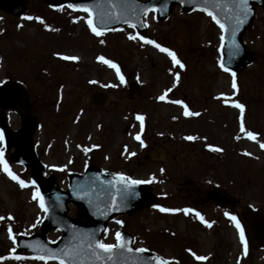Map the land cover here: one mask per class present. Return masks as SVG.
<instances>
[{"label":"rangeland","instance_id":"374dc122","mask_svg":"<svg viewBox=\"0 0 264 264\" xmlns=\"http://www.w3.org/2000/svg\"><path fill=\"white\" fill-rule=\"evenodd\" d=\"M26 17H39L43 23ZM88 19L85 12L50 8L44 0H28L22 15L0 10V82L8 78L27 86L29 108L37 120L34 144L48 176L54 175L66 189L70 174L95 164L152 181L157 202L110 222L104 243L115 244L116 233L126 231L134 236L136 246L158 252L175 264L206 263L194 260L193 243L198 245L193 247L197 253L208 257L206 264H238V229L230 217L244 210L264 216V148L260 147L264 144V11H257L252 28L244 35L256 57L236 74L235 89L232 75L220 65L223 30L205 13L175 9L163 21L154 13L146 16L148 31L143 37L173 51L183 68L167 53L140 40L131 28L97 36ZM130 35L137 38L129 39ZM64 56L78 59L65 60ZM100 56L115 63L119 75L116 68L98 60ZM133 84L138 88L130 96ZM98 91L107 95L103 108L93 106ZM162 94H166L163 101L158 99ZM237 102L245 106L242 117L233 106ZM185 105L199 115L185 116ZM4 114L11 129L19 130V116L14 111ZM137 115L145 118L142 131ZM241 122L246 131L257 134L255 140L241 131ZM187 136L196 139L187 140ZM153 141L158 148L152 152L155 161L151 164L145 148ZM208 145L223 151H212ZM162 146L170 151L167 157ZM0 150L12 173L27 183L21 188L0 165V217H4L0 220V264H57L15 253L19 234L40 232L45 208L39 198L33 199L38 190L31 182L30 168L13 161L14 149L6 148L3 141ZM165 157L163 168L159 163ZM189 179L199 187L223 189L237 200L236 209L194 204L195 196L190 194L194 188L184 189ZM161 207L181 211L173 216V212L160 211ZM193 207L204 211L211 227H195L192 214L183 212ZM69 216L78 218L80 208L70 206ZM61 235L52 230L48 238L55 242ZM218 243L225 247H217ZM254 262L264 264V251Z\"/></svg>","mask_w":264,"mask_h":264},{"label":"water","instance_id":"95a60500","mask_svg":"<svg viewBox=\"0 0 264 264\" xmlns=\"http://www.w3.org/2000/svg\"><path fill=\"white\" fill-rule=\"evenodd\" d=\"M26 1L0 0V9L21 14L25 10ZM46 2L53 7L67 5L73 10L80 11H83V7H88L95 26L102 31L129 26L139 36L146 33L145 16L151 11H155L160 20H165L177 5L186 13L194 10L204 11L203 9L207 8L224 25L221 64L231 73L243 70L253 61L254 56L247 51L242 37L252 26L255 6L264 7V0H248L250 11L242 15L236 7L238 0H210L207 4L204 0H46ZM217 3L219 7L216 6ZM145 7L148 11L144 10ZM238 17L242 23L237 22ZM27 96V89L21 83L0 84V109L15 110L20 115L22 123L19 131H12L7 120L0 114V129L5 144L9 149H15L12 156L15 162L31 168V180L35 181L47 209L45 220L40 227L41 233L18 236L16 253H29L34 260H41L37 258L41 255L45 256L44 261L60 263V260L64 259L66 264H157V259L171 264L155 253L146 250L137 252L136 249L139 248L133 247V237L129 233L121 235L120 242L125 245L124 248H116L112 253H104L97 249L99 259L92 254L89 243L102 240V235L112 219L147 208L155 201V197L148 182L125 187L118 182L120 174L94 166L87 168L83 174H71L67 190L61 189L54 176L46 178V167L39 160L33 145L36 122L27 115ZM94 98L96 106L105 104L104 94H98ZM208 195L210 200L221 205L234 202L217 189L209 191ZM70 205L80 207L84 222L68 216ZM242 218L247 223L252 239L264 247V218L257 213H243ZM52 230L63 232L62 237L55 243L47 236ZM71 250H76L79 255L75 258L61 255L62 252Z\"/></svg>","mask_w":264,"mask_h":264},{"label":"snow or ice","instance_id":"6c2138e0","mask_svg":"<svg viewBox=\"0 0 264 264\" xmlns=\"http://www.w3.org/2000/svg\"><path fill=\"white\" fill-rule=\"evenodd\" d=\"M204 2L207 4V3L210 2V0H204ZM216 6L219 7V4L217 3ZM236 7L240 10V13L242 15H246L247 12L250 11V9L248 8V0H238V3L236 5ZM144 10L145 11H148V8L145 7ZM203 10L206 11L207 14L217 24H219L221 28H224V25L220 23V21L213 14V12L208 11L207 8H205ZM83 11L89 13V19H88L87 23H88L91 31L93 33H95V35L100 36L102 34V29H99L98 27L95 26V24H94V22H93V20L91 18V10L88 7H83ZM26 19H37V20H40L41 23H43V20H41L39 17H35V18H33V17H26ZM237 22L238 23H242L243 21L240 20L239 17H238L237 18ZM133 27H134V25H133ZM136 38H137L136 36H131V35L129 36V39H136ZM139 39L145 41V43H147V44L154 45L160 52L167 53L168 56L171 57L173 63L179 65L181 68L184 67V65L177 59L176 54L173 51H171L170 49H168L166 47H163L162 45H160L159 43H156L155 41H153L151 39H147L146 40L143 36H140ZM101 43H103V41H101ZM237 52H238V46H237ZM63 59H65V60H76L78 58L75 57V56H64ZM97 59L100 60L101 62H103L104 64L112 67V68H116L117 69V74L119 75V68L111 60L106 59L103 56H100ZM221 67L226 72L230 71L228 68H225L223 66V64H221ZM231 75H232V78H233L232 79V87L235 89L237 87V85H236V79H235L236 73L235 72H232ZM176 79L177 80L179 79V76L178 75H177ZM120 80H121L122 83L124 82V77L122 75H120ZM168 91H171V89H168ZM165 95L166 94L160 95L158 97V99L159 100H162V101L165 100ZM170 102L171 103H175V104H183V101H180V100H173V101H170ZM233 106L236 107V108H238L240 110L241 117H242L243 112H244V109H245V106L243 104H241V103H238V102L235 103ZM184 115L185 116H195V115H199V113L189 111L188 108H187V106L185 105L184 106ZM136 119L141 122L140 127H141V131H142L143 130V127H144V124H143L144 117L142 115H137L136 116ZM240 128H241V131H246V129H245V127H244V125H243L242 122H241ZM246 135H247V137L249 139L255 140L257 134L253 133L252 131H246ZM135 138L140 142L141 146L144 145V141L141 139V137H140L139 134H137V136ZM185 139H187V140H194V139H196V137L187 136V137H185ZM2 141H3V134L0 133V142H2ZM94 147H99V146L98 145H94ZM208 147L212 151H215V152H221V151H223V149H221L219 147L212 146V145H208ZM260 147L261 148H264V144H261ZM85 150L87 151V149H85ZM131 155H134V153H131ZM248 155H250V153ZM0 165L3 166V170L7 173V175L12 180L17 181L19 183V185H20L21 188L27 186V183L24 180L19 179L14 173H12V171L10 170L7 162L3 158V151L2 150H0ZM118 182L124 184L125 187H129L131 185L146 183L147 181L134 180V179H131L129 177H126V176H123V175H119V181ZM32 184H35V181H32ZM37 198H39V200H40V206L42 208H44L43 197L40 196L39 191H37V192H35L33 194V199H37ZM45 211H47L46 208H45ZM160 211H162V212H176V211H181V210L180 209H170V208H163V207H161L160 208ZM192 211H193L192 209H183V212L185 214H187L189 212H192ZM195 214H196V216L200 217L201 221L203 223H205L208 227H211L212 226L211 223H208L207 221L204 220V218L202 216H200V213L199 212H196ZM225 215H229V214L228 213H225ZM3 219H4V217H0V220H3ZM9 219H11V217H9ZM230 219L236 221V227H237V229L239 230V233H240V242L244 246V251L246 253V251H247V241H246V238H245V235H244V231H243V229H242L239 221L237 220V218L235 216H231ZM117 223H121V221H117ZM34 226L35 225H33V227ZM8 231H9V237L10 238H13L12 237V230H11V228H9ZM116 239H117V243L116 244H108V243H104V242L99 241V240H95V241L90 242L89 243V247L92 250V254L95 255L97 259H99L100 258V254H99V252H97V249L102 250L104 253H112L113 250L116 249V248H124L125 245L120 242L122 240L121 233H119V232L116 233ZM129 251H131V249H129ZM136 251L137 252H143V251H145V249H136ZM191 254L198 261H205V260L208 259V257L196 255V253H194V252H192ZM61 255L75 258L77 255H79V253L76 250H71V251H64V252L61 253ZM16 258L19 259V257H16ZM37 258L43 260V259H45V256L41 255V256H39ZM108 258L111 259V256H109ZM0 259H3V257H0ZM60 264H66V261L64 259H61L60 260ZM157 264H166V262L165 261H160L159 259H157Z\"/></svg>","mask_w":264,"mask_h":264},{"label":"flooded vegetation","instance_id":"af4514ba","mask_svg":"<svg viewBox=\"0 0 264 264\" xmlns=\"http://www.w3.org/2000/svg\"><path fill=\"white\" fill-rule=\"evenodd\" d=\"M176 9L180 10L179 7H177ZM157 148H158V146H157V142L156 141H153V143L150 146L145 148V150H147V152H148V154L146 155V160L148 161V163L152 164L155 161V158L152 157V152H154V150H156ZM162 149L165 150V154H166V157H167L170 154V151L164 149V147ZM166 160H167V158L164 159V160H161V162L159 163L160 166L165 164ZM162 167L164 168V165ZM162 170H161V172H164V170L163 171ZM152 186H153V184H152ZM187 187L194 188V190H193L194 192L192 191L190 193V194L195 196V198L192 201L194 204H197L198 206L200 204L216 205L219 208H223V209L225 208V207H222L221 205H217L215 203H211V201H209L207 199V195H208V192H209L210 189H220L223 193H226L223 189H221V188H219L217 186H212L210 188L199 187L196 184H194L193 180H191V179L188 180L187 184L184 186V189L187 188ZM185 190H188V189H185ZM188 192H189V190H188ZM190 209L193 210L192 212H189V213L192 214L191 217L194 218L193 221L195 223V227L197 226V228H199V229H204L205 227H207V225L201 221L200 217L196 216V214H195L196 212H199L200 216H202L204 218V220L208 222L209 218H208V216H206L204 211L203 210H199V209L194 208V207L190 208ZM244 228H245V226H244ZM243 231H244V235H245V238H246V241H247V251L245 253L244 246L240 245V253L237 256V263L238 264H252V263L255 264L254 261H255L256 256L261 255L262 251H264V250L262 249L261 246H259L258 244L254 243L251 235L249 234L248 231H246V229H244ZM238 234H240V233L238 232ZM239 238H240V236H239ZM197 246H198L197 244L193 243V247H197ZM193 247H192V250L190 252L191 253L194 252V253H196V255H200L199 253H197V250L194 249ZM217 247H223L224 248L225 246L223 244H221V243H218ZM150 251H152V250H150ZM156 253L161 255V256H163L164 258H166L164 255H162V254H160L158 252H156ZM240 255H242L243 257L240 256ZM194 260L196 262H198V263H202V262L208 263L209 262L208 260L198 261L195 258H194ZM177 261L179 263L181 261V259L178 258ZM171 262L173 264H175L173 261H171ZM182 262H183V259H182ZM212 264H214V263H212ZM215 264H219V263H215Z\"/></svg>","mask_w":264,"mask_h":264}]
</instances>
